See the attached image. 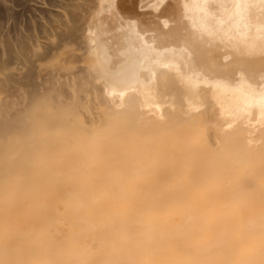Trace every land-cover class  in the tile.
Listing matches in <instances>:
<instances>
[{
	"label": "bare ground",
	"instance_id": "bare-ground-1",
	"mask_svg": "<svg viewBox=\"0 0 264 264\" xmlns=\"http://www.w3.org/2000/svg\"><path fill=\"white\" fill-rule=\"evenodd\" d=\"M138 2L0 0V264H264V0Z\"/></svg>",
	"mask_w": 264,
	"mask_h": 264
},
{
	"label": "rangeland",
	"instance_id": "rangeland-1",
	"mask_svg": "<svg viewBox=\"0 0 264 264\" xmlns=\"http://www.w3.org/2000/svg\"><path fill=\"white\" fill-rule=\"evenodd\" d=\"M11 1L12 0H8V5L11 3ZM135 1L138 2V0H135ZM12 2H13V4L9 5V6H11V8L9 7V9L10 10L13 9V13L11 11L10 15H9L10 10H8V14L3 13L4 12L3 11L1 14L2 15V21L4 18H6L7 20H5V23L7 24L8 27L9 26L11 27V25H13L17 29L18 28L23 29L25 27L21 28V26H26V28H27L28 23H30V21L32 19L35 20V18H36L38 20L39 16H38V11L36 9L39 8L41 5H43V3L47 2V0H14ZM136 5L139 8V4L136 3ZM138 8H137V10H138ZM141 9H139L138 11L143 12V11H149L150 10V8H148V7H147V9L146 8H141ZM30 18H32V19H30Z\"/></svg>",
	"mask_w": 264,
	"mask_h": 264
}]
</instances>
